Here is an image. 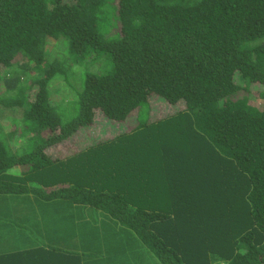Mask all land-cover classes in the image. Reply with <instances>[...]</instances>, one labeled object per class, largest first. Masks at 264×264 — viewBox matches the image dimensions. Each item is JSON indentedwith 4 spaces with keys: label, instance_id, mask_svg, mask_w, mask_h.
Returning a JSON list of instances; mask_svg holds the SVG:
<instances>
[{
    "label": "trees",
    "instance_id": "obj_1",
    "mask_svg": "<svg viewBox=\"0 0 264 264\" xmlns=\"http://www.w3.org/2000/svg\"><path fill=\"white\" fill-rule=\"evenodd\" d=\"M111 1L0 0V264H264V0Z\"/></svg>",
    "mask_w": 264,
    "mask_h": 264
},
{
    "label": "rangeland",
    "instance_id": "obj_2",
    "mask_svg": "<svg viewBox=\"0 0 264 264\" xmlns=\"http://www.w3.org/2000/svg\"><path fill=\"white\" fill-rule=\"evenodd\" d=\"M111 3H113V0L111 1ZM111 3H109V4H111ZM37 89H38V87H36V85H35L34 88L31 89V92L29 91V93H31V95H32ZM147 101H148L147 103L149 104V107H150L151 117H153V118L163 117L165 114H170V113L174 112V110L176 108H181V106H182V103H180L178 106L171 105L164 100H159L158 97L157 96L154 97V95H151L147 99ZM261 102H262L261 99L256 100V104L261 105ZM139 110H140V108H138V107L134 108L123 121L110 122V123H108L104 119L102 114L98 112L95 116L94 122L90 126H87V128H81L78 131H76L75 138L80 139V143H84L85 141H87L90 138H100V137L106 136V133L104 132V130H108L109 132L127 131V130L131 129L135 125L136 122L143 120L141 117L137 118ZM64 147H65V149H68V148H75L76 146H71V145H68L67 143L63 142V143H61V145L59 144V145H56L54 147L48 148L47 151H49L50 154L53 155V154L61 151ZM50 208L53 209L52 206H50ZM64 208L67 209V207H64ZM101 228H102V224L99 225V229H101ZM131 238L135 239L136 241L138 240L137 236L133 232H132ZM109 240H110V237H109L108 233L105 232L104 236H102V240L100 241L99 244L102 247H105L108 244ZM112 249H115V248H112ZM138 249L142 250L143 247L141 248V246H139ZM115 261H116L115 258H111L109 260V263L113 264V263H115Z\"/></svg>",
    "mask_w": 264,
    "mask_h": 264
},
{
    "label": "clouds",
    "instance_id": "obj_3",
    "mask_svg": "<svg viewBox=\"0 0 264 264\" xmlns=\"http://www.w3.org/2000/svg\"><path fill=\"white\" fill-rule=\"evenodd\" d=\"M149 97H150V96H149ZM136 108H137V107H136ZM131 111H132V110H131ZM131 111H130V112H131ZM130 112L128 113V115L130 114ZM128 115H127V116H128ZM102 116H103V115H102ZM103 117H104V116H103ZM104 119H105L108 123H110V122H117V121H109V120L106 119L105 117H104ZM94 120H95V118H94ZM94 120H93V122H94ZM122 121H123V120H122ZM93 122H92V123H93ZM119 122H120V121H119ZM92 123H91V124H92ZM137 123H138V122H136L135 125H136ZM135 125H134V126H135ZM134 126H133V127H134ZM83 128H87V127H83ZM121 132H124V131H121ZM113 133H118V131H114Z\"/></svg>",
    "mask_w": 264,
    "mask_h": 264
}]
</instances>
